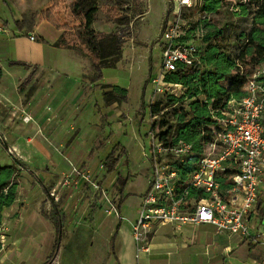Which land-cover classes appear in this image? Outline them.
I'll use <instances>...</instances> for the list:
<instances>
[{
	"label": "rangeland",
	"instance_id": "obj_1",
	"mask_svg": "<svg viewBox=\"0 0 264 264\" xmlns=\"http://www.w3.org/2000/svg\"><path fill=\"white\" fill-rule=\"evenodd\" d=\"M44 1L39 10L49 8L55 2L68 8L76 2ZM97 3L100 11L93 27L103 36L116 34L120 37L121 54L114 67L102 69L100 77L92 67L90 56L79 49H71L86 64L83 76L88 81V154L91 147L92 150L88 165L71 162L69 171L64 172L63 176L59 175L57 183L68 177L69 182L63 188L69 191L84 190L85 194L77 205L82 203L85 206L84 201L87 200L94 213L100 208L105 212L107 202L101 192L95 193L83 174L91 173L111 196L119 189L116 179L119 176L127 179L124 190L127 200L120 217H117L122 220V216L137 217L141 192L148 187L150 160L146 158L145 152L151 154L150 131L156 137L166 134L165 137L173 140L184 132L193 140L209 123L206 119L201 123L194 120L195 103L206 101L199 80L191 85L177 84L171 89L172 93L167 94L153 93V87L149 83L150 75L156 73L161 65L162 51L158 39L165 20L175 13L173 4L168 0H112V3L110 0H98ZM180 13L190 28L187 38H195L197 42L203 43V50L209 44L218 42L219 36L221 49L232 61L228 78L220 82L225 89L242 94L253 75L263 74L264 0H195L190 8H182ZM199 58L201 73L213 68L200 55ZM110 59L116 60L115 57ZM113 84L128 89L127 101L116 104L105 101L104 93L111 91V88L104 86ZM212 102H209V106H212ZM157 103H160L159 111L152 113L150 105ZM110 153L116 158L112 171L105 166ZM54 187L55 184L49 188L51 195L61 202L62 197ZM261 200L264 202V189ZM258 214L262 220L260 210ZM90 215L91 212L88 219ZM254 223L255 226L259 225V230L264 229V223L260 225L261 221ZM109 230L110 228L104 231L100 227L88 226V241L91 240L92 243L88 242V246H83L80 250L76 246V237L67 242L70 237L64 235L61 245L59 243L55 250L57 253L60 247L57 264H108V259L112 256V235L106 238L105 233L109 234ZM259 240L264 241L262 237ZM166 244V240L162 238L155 239L153 256L161 253L163 256L155 257L149 262L221 264L220 260L215 261L213 258L215 246H211L206 252L203 237L193 244L188 242L186 248ZM181 244L179 241L178 245ZM168 250H172L173 254L168 255ZM253 250H256L254 256L264 264V248L260 246V242L251 244L250 247L248 244L243 245L238 248L237 255L251 253ZM94 255H97L95 259ZM239 256L226 255L223 263L254 264L251 258L242 259Z\"/></svg>",
	"mask_w": 264,
	"mask_h": 264
},
{
	"label": "crops",
	"instance_id": "obj_2",
	"mask_svg": "<svg viewBox=\"0 0 264 264\" xmlns=\"http://www.w3.org/2000/svg\"><path fill=\"white\" fill-rule=\"evenodd\" d=\"M44 3V0H0V167L13 165L15 168L14 172L0 170V184L10 182L5 193L14 187V200L1 211L0 264H44L57 245H61L64 235L70 237L67 242L76 237L80 250L88 242L92 243L88 241V226L104 231L110 228L109 234L105 233L106 238L112 235V256L108 264L145 261L153 264L149 261L163 256L162 253L153 256L157 237L166 240V245L179 248H186L188 242L193 244L203 237L206 252L215 246L213 258L221 264L226 255L238 257V248L245 244L250 247L260 242L264 248V241L253 242L241 235L218 233L211 224L181 227L167 224L152 236L151 251L137 257L132 233L136 216H122L118 220L101 208L92 213L87 200L85 206L77 205L84 190L69 191L63 188V181L57 183L59 175L69 171L71 162L88 165L91 158L92 147L88 154V81L83 76L85 62L71 49L57 45L62 31L42 18V12L48 8L39 10ZM30 12L37 15L32 30L18 28L16 22ZM53 184L62 197L61 202L51 195L49 188ZM113 196L120 198L119 191ZM126 200L120 205L121 213ZM56 221L61 225L60 240ZM260 237L264 239V233ZM59 250L52 264L58 263ZM255 251L239 258H251L254 264H262L254 256ZM166 253L172 255L173 251Z\"/></svg>",
	"mask_w": 264,
	"mask_h": 264
},
{
	"label": "built area",
	"instance_id": "obj_3",
	"mask_svg": "<svg viewBox=\"0 0 264 264\" xmlns=\"http://www.w3.org/2000/svg\"><path fill=\"white\" fill-rule=\"evenodd\" d=\"M168 1L175 13L163 24L158 39L161 65L149 78L157 94L172 93L178 84L168 79L173 72L201 65L203 43L187 38L190 28L180 13L195 0ZM214 119L210 137L199 153L185 139L156 137L150 131L151 154L145 152L150 160L148 187L132 225L137 257L151 251L152 236L167 224H211L218 233L241 235L253 242L264 233L254 223H264L258 214L264 189V71L248 80L244 97L229 100L222 115ZM83 178L95 193L104 195L105 212L119 218L118 200L91 173L83 174ZM62 181L68 183V177Z\"/></svg>",
	"mask_w": 264,
	"mask_h": 264
},
{
	"label": "trees",
	"instance_id": "obj_4",
	"mask_svg": "<svg viewBox=\"0 0 264 264\" xmlns=\"http://www.w3.org/2000/svg\"><path fill=\"white\" fill-rule=\"evenodd\" d=\"M97 2L98 0H76L69 8L55 2L43 12V18L56 29L62 31L57 45L68 49L76 48L84 52L87 56H90L92 58L93 69L102 77V69L104 67H114L115 62L119 59L122 39L116 34L103 36L93 27L100 11ZM110 2L112 3V0ZM36 17L35 12H30L24 16L23 20L17 21L16 25L20 29L32 30L36 22ZM217 38L218 42L209 44L204 50L202 48L200 56L201 59L206 60V63L213 68L202 73L199 68L200 66L186 70V72L178 70L168 77L169 81L173 83L191 85L199 80L201 84L202 94L206 101L195 103L194 109L196 112L194 114V120L201 123L206 119L209 126L202 128L201 134L196 136V139L191 140L190 136L184 132L180 133L176 139H185L191 142L197 153L201 152L203 142L210 137V127L216 123L214 117H220L222 115V111L227 108L229 100L233 98L241 99L245 96L244 91L242 94H237L225 89L220 84L222 79L228 78L232 61L225 56L221 49L219 36ZM111 57H115L116 60H111ZM104 87L111 88V91L104 93V99L108 104L127 101L128 89L126 87L119 85H106ZM209 102H212V106H209ZM150 107L152 113H157L160 108V103ZM115 165L116 158L111 153L107 158L105 166L109 171H112ZM5 169L10 172H14L15 170L13 165L0 167V170ZM9 183V181H2L0 184V217L2 208L5 205H10L14 200V187L8 189V194L5 193V188L8 187ZM116 184L119 186L120 208V205L125 200L124 190L127 185V179L119 176L116 179ZM260 212L262 214V220H264V202L260 207ZM56 223L60 240L61 225L58 221ZM54 256L55 252L44 264H52Z\"/></svg>",
	"mask_w": 264,
	"mask_h": 264
}]
</instances>
